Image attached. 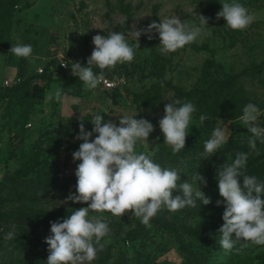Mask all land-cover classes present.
I'll return each mask as SVG.
<instances>
[{"label":"rangeland","instance_id":"obj_1","mask_svg":"<svg viewBox=\"0 0 264 264\" xmlns=\"http://www.w3.org/2000/svg\"><path fill=\"white\" fill-rule=\"evenodd\" d=\"M118 1L126 7L129 21L120 23L124 14L118 9ZM225 0H18L12 17L0 22V91L14 83L15 73L20 79L35 76L27 86L7 91L0 99V264H46L48 245L43 233L27 232L19 227L27 208L58 212L71 208L67 201L75 193V168L72 153L83 141L76 139L79 124L91 131L93 115L100 114L104 120L119 124L120 115L136 113L131 98L141 95L152 82L161 79L176 87L174 93L164 84L147 106H140L137 119L145 118L154 125L148 142H138L136 151L143 152L162 167L174 168L183 180L191 181L204 152V142L217 128H229V139L238 141L240 152L247 153L250 176L264 159V143L257 141V151L250 149L251 133L240 121L243 107L256 104L261 110L258 125L264 127V0H237L251 13L255 21L245 30L230 29L224 19L216 18ZM231 2V0H228ZM208 18L204 35L195 42L169 53L159 52V36L153 30L139 37L140 48L130 63L117 64L105 69V76L115 82L111 90L100 85L86 90L83 82L71 72L78 61L85 65L94 45L96 34L108 35V31H120L130 43H135L128 33L146 28L152 21L177 16L184 23L199 25V15ZM151 35L152 39L148 36ZM30 44L32 57H16L11 46L17 42ZM59 60L68 66L66 71H56L54 78L66 75V81H48L35 74L36 68H54ZM95 67V66H93ZM234 76L227 86L214 82ZM7 80V85L3 83ZM62 88V98L48 100V94ZM180 99L190 101L196 108L192 114L185 148L180 151L174 167L165 160L166 154L175 156L163 141L158 120L163 116L164 105ZM201 114L208 118L201 124ZM199 127H198V126ZM93 133V137H95ZM90 138V139H91ZM229 141V140H228ZM227 141V142H228ZM72 146V147H70ZM213 157L232 160V148L224 144ZM36 162L24 180L13 179L14 172L25 164ZM48 162V163H47ZM223 163V164H224ZM207 180L200 185L211 202H197L195 208L185 207L176 212L161 209L146 227L132 212L121 217L108 211L90 210L89 216H100L108 222L110 232L101 239L102 249L91 264H194L191 256H184L177 245L176 234L180 225L189 228L207 226L219 220L213 235V244L201 246L189 233H182L180 240L202 264H261L264 245L249 243L241 252L225 251L220 246L219 228L224 223V204L218 192V181L213 173L198 171ZM29 180V181H28ZM31 182L37 190L25 193ZM18 188H14L16 185ZM54 184V187H51ZM85 204L83 207H86ZM169 224V228L163 223ZM171 220L173 222L170 223ZM13 233L11 239L7 238ZM237 243L236 247H240Z\"/></svg>","mask_w":264,"mask_h":264},{"label":"clouds","instance_id":"obj_2","mask_svg":"<svg viewBox=\"0 0 264 264\" xmlns=\"http://www.w3.org/2000/svg\"><path fill=\"white\" fill-rule=\"evenodd\" d=\"M199 15V25H188L177 16L165 17L160 22L152 21L146 28L134 29L128 35L135 43H130L126 35L110 29L108 35L96 34L92 37L94 48L86 64L76 61L71 72L83 82L86 90L96 89L105 81V69H113L135 59L136 49L140 48L139 37L153 30L159 36V52L167 55L195 42L204 35H211L208 18ZM223 18L232 30H245L256 19L244 5L237 0H225L216 18ZM124 20L120 21L125 24ZM152 39V36H148ZM10 51L16 57L30 58L33 49L30 44L17 42ZM67 67V63H61ZM93 66L100 69L99 73ZM57 101L62 98V88L57 87L48 94L47 99ZM196 111L190 101L176 99L164 105L163 116L158 120L163 141L174 154L185 148L192 114ZM261 110L254 103L243 107L240 121L251 136L250 149L257 151V141L264 143V127L258 125ZM137 113L120 115L119 124L104 120L95 114L91 119V131L79 124L76 139L83 141L78 150L72 153L75 168V193H70L67 201L86 203L61 220L50 222V235L45 238L48 245L46 264H91L97 252L102 249L101 239L106 237L110 228L100 216H89L90 210L108 211L121 217L132 212L146 227L161 209L176 212L185 207L195 208L197 202L207 205L211 202L201 190L207 186L206 178L195 172L191 181L183 180L174 168L162 167L150 155L138 153V142H148L154 125L145 118H135ZM208 117L201 114V124ZM198 126V125H197ZM199 127V126H198ZM229 128H215L211 137L204 142L202 155L212 156L231 136ZM95 133V137H93ZM91 138V139H90ZM247 153L238 152L231 163H224L217 169L216 178L219 195L217 205L224 204L219 228L220 246L225 251L241 252L249 243L264 245V182L257 177L244 175L241 171L246 165ZM242 177V183H241ZM12 232L7 234L11 239ZM240 247H236L237 243Z\"/></svg>","mask_w":264,"mask_h":264},{"label":"trees","instance_id":"obj_3","mask_svg":"<svg viewBox=\"0 0 264 264\" xmlns=\"http://www.w3.org/2000/svg\"><path fill=\"white\" fill-rule=\"evenodd\" d=\"M17 2L18 0H0V22L1 23L4 24L5 22L11 19L14 7L17 6ZM118 9L124 14V19L127 18V20L125 21V24H123L124 26H126V24L129 21L130 16H129V13L126 7L122 5L121 1H118ZM0 46L3 48H6V43L0 42ZM93 70L97 73H99L100 71V69L96 67H93ZM59 71L63 72L62 70H59ZM35 74L41 77H46L48 81H66V79H68V76L66 75H59L54 78L53 74L51 73V71H49V69H44L43 73L41 74H37V73ZM34 77L35 76L24 77L20 79L18 82H14L4 91H0V99H2L5 96V93L7 91H13V90H17L19 88L27 86L30 79ZM233 78L234 76H230L227 80L217 81L214 83L217 86H222V87L227 86L232 81ZM161 84H164L167 87L171 88L174 93L185 95V96L189 95V92L181 93L176 87L170 85L167 82H163L161 79H158L157 81L152 82L149 85L148 89H146L141 95L139 94L132 95L131 104L133 105V108L135 109L137 113L135 118H138L140 114V106H147L150 103L152 97L158 93V88ZM226 144H228L232 148V160H231L232 162L235 159L236 154L240 152L238 141L229 139V141ZM178 156L179 154H176L175 156H170L166 154L165 160L167 161L168 164H172L171 166L174 167L173 163H176ZM223 163L224 161L222 158L217 160L213 157V155L212 156L201 155L199 157V165L197 166L196 171H203L204 173H213L214 175H216L217 169L221 167ZM36 165H37L36 162H31L30 164H25L22 167H19L14 172L13 179L15 180L20 179L21 181L24 180V178H26L28 173ZM253 167L254 166H249L248 161H246V165L243 169H241V171L244 175L250 176L249 171ZM254 176L257 177L258 181L264 182V159H262L259 164H256L254 168ZM241 183H242V177H241ZM19 186L20 185L17 184L14 188H18ZM54 186H55L54 184H51V187H54ZM36 190H37V186L32 185L31 182H29L24 188V192L28 194ZM85 204L86 203L74 202L71 208L63 209L58 212H51V211H47L43 209L27 208L26 210L28 211L24 212L22 216V221H19L17 224L19 227H24V226L28 227L27 232H32L34 234L42 232L46 238L48 235H50V222L51 221H57V220L62 221L64 217H67L78 207H83ZM169 221L170 223L173 224L171 220ZM218 222L219 220L217 219L215 222H211L207 226H201L198 228H189L183 225L179 226L180 233L176 234L178 248L180 249L181 253L184 256L186 257L191 256L192 259L194 260L193 261L194 264H202L203 262L199 261L200 258L196 257L195 253L189 250V248L187 247V244H184L183 241L180 240L181 239L180 235L182 233H189L197 242H199L201 246H204V247L210 246L213 244L212 234L217 228ZM163 223L169 228L171 227L170 225H168L169 222L167 224L166 221L163 220ZM260 263L264 264V257L260 258ZM182 264H184V262Z\"/></svg>","mask_w":264,"mask_h":264},{"label":"built area","instance_id":"obj_4","mask_svg":"<svg viewBox=\"0 0 264 264\" xmlns=\"http://www.w3.org/2000/svg\"><path fill=\"white\" fill-rule=\"evenodd\" d=\"M61 63H66V62L64 60H59L56 63V65L54 66V68H51L49 71H51L52 74L56 71V69H59V70H62V71H66L67 67L62 66ZM43 71H44L43 67H38V68H36V72L35 73L41 74V73H43ZM19 80H20V78L17 77V76L13 79L14 82H18ZM3 83L5 85H7V80H3ZM100 86L102 88H104V89L111 90V89H113L115 87V82L113 80H111V78L105 76V81L102 82L100 84Z\"/></svg>","mask_w":264,"mask_h":264},{"label":"crops","instance_id":"obj_5","mask_svg":"<svg viewBox=\"0 0 264 264\" xmlns=\"http://www.w3.org/2000/svg\"><path fill=\"white\" fill-rule=\"evenodd\" d=\"M16 76L20 78L21 76H23V74H21L20 71H19V73H15L13 79H14Z\"/></svg>","mask_w":264,"mask_h":264}]
</instances>
